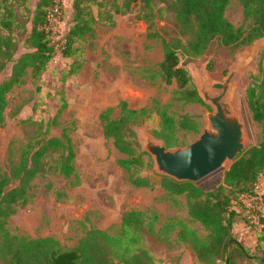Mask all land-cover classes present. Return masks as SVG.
Returning a JSON list of instances; mask_svg holds the SVG:
<instances>
[{"label": "rangeland", "instance_id": "374dc122", "mask_svg": "<svg viewBox=\"0 0 264 264\" xmlns=\"http://www.w3.org/2000/svg\"><path fill=\"white\" fill-rule=\"evenodd\" d=\"M72 1L63 0L66 31L74 22ZM36 2L31 1L33 8ZM92 5L95 14L101 10L107 14L106 6ZM225 12L234 24L244 23L239 0H231ZM137 13L138 9H128L114 14L113 24L105 16L100 18L92 33L74 43L78 57L54 53L38 78L33 77L29 69L25 83L9 91L5 121L0 125V175L19 161L29 144L59 135L63 130L73 140L75 171L64 175L59 167L61 150L50 152L46 156V171L32 181L29 200L18 207L6 225L18 237L51 236L61 247L69 248L75 247L93 228L119 233L124 214L138 210L143 214L145 233L137 249H146L155 264H224L219 259L202 262L188 243L177 238L181 227L178 221L186 223L205 239H209L210 230L190 215L186 192L173 193L161 184L162 175L166 174L156 169L152 154L147 151L148 163L141 172L151 179L150 184L134 185L127 170L118 164V158L125 154L118 150L113 138L104 133L102 113L109 111L111 116H119L121 101L126 100L139 111L133 123L137 150H145L141 139L143 131L165 144L154 132L160 124V110L165 108L176 119L191 117L198 126L197 129L176 128V143L165 144L174 149L197 139L209 122L208 112L214 110L212 104L204 100L181 98L177 84L167 83L161 76L164 46L161 36H152L151 31L156 30L167 38L175 35L174 14L166 10L163 15L146 21ZM263 49L264 36L236 48L215 40L198 56L179 49L180 63L191 73L197 89L203 74L222 78L235 65L250 58L234 78L233 103L243 113L246 124L244 149L261 140V127L252 118L247 89L258 79ZM26 50L21 42L15 58ZM75 59L81 63L77 72L72 68L77 62ZM12 65L13 61L8 62L0 72V81L10 76ZM61 107L63 110L57 116ZM231 161L195 183L216 193ZM171 222H176L177 227H171ZM247 223L242 215L238 216L234 234L256 252L257 222L248 220ZM1 255L0 252V264H8ZM236 258V264L259 263L258 259Z\"/></svg>", "mask_w": 264, "mask_h": 264}, {"label": "trees", "instance_id": "16d2710c", "mask_svg": "<svg viewBox=\"0 0 264 264\" xmlns=\"http://www.w3.org/2000/svg\"><path fill=\"white\" fill-rule=\"evenodd\" d=\"M31 1L0 0V72L8 62L13 61L10 76L0 81V125L5 121L9 91L25 83L29 69L33 77L38 78L55 53L54 43L46 29L47 13L55 0H37L35 8L31 6ZM230 1L73 0L74 22L67 31L68 41L62 53L78 57V48L74 47V43L92 33L104 16L113 24L114 14L138 9L139 18L152 21L169 10L176 18L177 33L167 38L156 30L151 31L152 36H161L164 46V57L160 61L161 76L165 82L177 84L181 98L202 101L191 73L180 63L179 49L198 56L215 40L221 45L236 48L264 36V0H239L244 13L241 25L234 24L226 15ZM93 3L106 6L107 16L102 10L95 14ZM21 42L27 50L15 58ZM80 67L79 60L72 65L73 72ZM247 96L252 118L261 127V140L237 153L225 169L223 182L216 193L204 190L191 180L180 181L162 175L161 184L170 192L187 193L190 215L210 230L209 239H205L186 223L177 222L181 224L177 238L188 243L205 263L219 259L224 264H236V257L239 256L258 259V264H264V213L260 215L262 227L256 233V252L242 244L233 230L238 216L242 215L245 222L249 219L241 195L256 193V184L264 175V49L258 79L248 87ZM62 110L63 107L59 108L56 115L59 116ZM138 112L122 100L119 116H111L109 111H105L101 117L104 133L112 137L118 150L125 154L118 158V164L127 170L132 184L141 186L150 184L151 179L141 174L148 163L145 155L149 153L137 150L133 123ZM179 127L197 129L198 126L191 117L176 119L167 109L160 110V124L154 132L164 139L167 146L176 143L174 131ZM57 149L61 150L60 170L69 176L75 171V151L73 140L66 130L29 144L19 161L0 175L1 256L7 259L8 264H155L146 249H137L145 233L143 214L138 210L124 214L119 233L93 228L75 247L69 248L61 247L51 236L21 238L9 231L6 225L8 218L16 213L19 206L27 203L33 179L46 171V156ZM177 224L171 222L170 226L177 227Z\"/></svg>", "mask_w": 264, "mask_h": 264}, {"label": "water", "instance_id": "95a60500", "mask_svg": "<svg viewBox=\"0 0 264 264\" xmlns=\"http://www.w3.org/2000/svg\"><path fill=\"white\" fill-rule=\"evenodd\" d=\"M249 60L245 58L222 78L200 77L198 92L214 110L208 112L209 122L193 142L170 149L152 134L141 132L144 149L152 154L159 172L180 181L198 182L244 150L246 124L233 103L234 78Z\"/></svg>", "mask_w": 264, "mask_h": 264}, {"label": "built area", "instance_id": "2783aa9c", "mask_svg": "<svg viewBox=\"0 0 264 264\" xmlns=\"http://www.w3.org/2000/svg\"><path fill=\"white\" fill-rule=\"evenodd\" d=\"M65 16L66 8L63 0H55L53 6L47 13V26L46 29L50 33V38L55 46V53H62L68 41L67 31L65 29ZM258 183L256 184V193H243L241 201L245 206V213L248 215V220L253 223L257 222V231L261 229L260 215L264 213V191L257 190ZM251 217L254 218L252 221ZM248 221H246V225Z\"/></svg>", "mask_w": 264, "mask_h": 264}, {"label": "crops", "instance_id": "0c3cea01", "mask_svg": "<svg viewBox=\"0 0 264 264\" xmlns=\"http://www.w3.org/2000/svg\"><path fill=\"white\" fill-rule=\"evenodd\" d=\"M257 190L264 191V175L259 179Z\"/></svg>", "mask_w": 264, "mask_h": 264}]
</instances>
